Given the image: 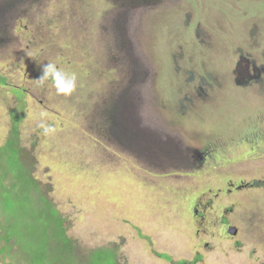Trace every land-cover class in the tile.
Instances as JSON below:
<instances>
[{
  "label": "rangeland",
  "instance_id": "obj_1",
  "mask_svg": "<svg viewBox=\"0 0 264 264\" xmlns=\"http://www.w3.org/2000/svg\"><path fill=\"white\" fill-rule=\"evenodd\" d=\"M124 1L0 0V194L26 193L23 253L47 213L31 175L81 261L264 264V0ZM46 63L71 96L39 83ZM3 225L0 264H25Z\"/></svg>",
  "mask_w": 264,
  "mask_h": 264
},
{
  "label": "trees",
  "instance_id": "obj_2",
  "mask_svg": "<svg viewBox=\"0 0 264 264\" xmlns=\"http://www.w3.org/2000/svg\"><path fill=\"white\" fill-rule=\"evenodd\" d=\"M132 1L133 3H137L140 0H128ZM124 1L125 4H128L130 2ZM4 81V80H2ZM99 85V83H98ZM124 95V94H122ZM112 104H115L114 102ZM19 113V112H18ZM107 113V112H106ZM117 116V120H118ZM12 119L15 121V123L19 120V115L17 114V111L15 114H12ZM105 119V114L101 118V120ZM106 120V119H105ZM104 120V121H105ZM107 122V120H106ZM14 123V124H15ZM109 129H112V132L110 135L116 136L115 138H121L125 139V135L123 131L118 130L117 128L110 127ZM109 132V130H108ZM108 135V133H107ZM10 140L9 142H12L13 140L17 139V129L15 126H13L11 132H10ZM16 146V141L12 142ZM127 143V142H126ZM17 149V146H16ZM5 151L3 146L0 147V152ZM10 151V150H9ZM18 151V150H17ZM19 152V151H18ZM18 158L21 159V154L18 153ZM0 167L3 169V165L0 164ZM9 173L4 172L0 176V190H8L11 186V183L8 184V186H5L3 183V178L6 177ZM31 179V191L32 195L37 198L41 197L44 202L47 209L46 215L43 217H40V220L37 221L38 225V234L40 237V244L29 251V256L27 253H23V249H26V246L19 240V227L20 225L24 224V218H26L25 215V204H22L24 202V198L26 196L25 191L23 190L22 193L13 195V199L10 201L8 197V192L0 194V215L3 216L4 225H3V239L5 242V245L8 244L9 240L13 239L14 243L20 244V250L21 253L25 255L26 262L25 264H120L119 263V256L117 254V247L105 250L104 248L99 249H91L89 251V254L86 256L84 261H81L80 255H78L77 247L73 243L72 239L67 235L66 233V226H64V220L63 218L58 214L57 209L54 207L53 203H51L50 200L47 199V197L41 193H39V185L36 182L33 177H29ZM254 186L260 185V183L255 182ZM13 187V186H11ZM14 188V187H13ZM16 199L15 203L18 206V209L14 208L13 201ZM38 200V199H37ZM18 236V237H17ZM52 237V241H50ZM50 241V242H49ZM55 245V243H60L61 246H57L56 248L52 247ZM21 246H23L21 248ZM25 247V248H24ZM4 251V248L0 249V253ZM29 256V257H28ZM168 261L170 260V257H166ZM199 260V257L196 256L193 258L190 263L197 262ZM187 260H180L175 262V264H186Z\"/></svg>",
  "mask_w": 264,
  "mask_h": 264
},
{
  "label": "clouds",
  "instance_id": "obj_3",
  "mask_svg": "<svg viewBox=\"0 0 264 264\" xmlns=\"http://www.w3.org/2000/svg\"><path fill=\"white\" fill-rule=\"evenodd\" d=\"M41 76L38 77L39 83L44 85L46 81H51L57 95L69 97L77 88V76L75 73H68L57 68L55 63H46L41 68ZM44 114H42L43 116ZM42 129L44 136H52L56 133V128L43 121L37 125Z\"/></svg>",
  "mask_w": 264,
  "mask_h": 264
},
{
  "label": "water",
  "instance_id": "obj_4",
  "mask_svg": "<svg viewBox=\"0 0 264 264\" xmlns=\"http://www.w3.org/2000/svg\"><path fill=\"white\" fill-rule=\"evenodd\" d=\"M227 232H228L229 234H235V233H236V228L233 227V226H228V228H227Z\"/></svg>",
  "mask_w": 264,
  "mask_h": 264
},
{
  "label": "flooded vegetation",
  "instance_id": "obj_5",
  "mask_svg": "<svg viewBox=\"0 0 264 264\" xmlns=\"http://www.w3.org/2000/svg\"><path fill=\"white\" fill-rule=\"evenodd\" d=\"M195 212L197 213V209H195Z\"/></svg>",
  "mask_w": 264,
  "mask_h": 264
}]
</instances>
